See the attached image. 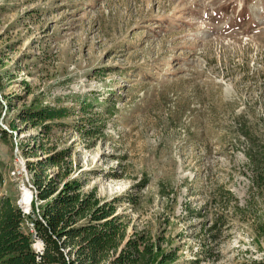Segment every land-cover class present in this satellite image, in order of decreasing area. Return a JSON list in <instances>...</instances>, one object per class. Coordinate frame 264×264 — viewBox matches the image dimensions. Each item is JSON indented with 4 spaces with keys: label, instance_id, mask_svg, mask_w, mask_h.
<instances>
[{
    "label": "rangeland",
    "instance_id": "374dc122",
    "mask_svg": "<svg viewBox=\"0 0 264 264\" xmlns=\"http://www.w3.org/2000/svg\"><path fill=\"white\" fill-rule=\"evenodd\" d=\"M43 105L70 115L23 117ZM241 130L264 143V0H0V198L19 207L27 162L66 149L127 236L176 264H253L264 184Z\"/></svg>",
    "mask_w": 264,
    "mask_h": 264
},
{
    "label": "trees",
    "instance_id": "16d2710c",
    "mask_svg": "<svg viewBox=\"0 0 264 264\" xmlns=\"http://www.w3.org/2000/svg\"><path fill=\"white\" fill-rule=\"evenodd\" d=\"M69 115V107L43 105L30 107L23 117L50 130L63 125L58 120ZM78 131L90 133L84 127ZM241 132L250 142L247 156L253 177L263 185L264 143L257 145L248 132ZM35 153L33 147L25 152L27 157ZM69 155L66 149H54L27 162L34 187L30 227L9 197L0 198V264H176L174 254L160 244L141 235L127 236V223L116 213L115 204L99 198L94 188L84 191L81 180L70 176ZM36 239L42 242L41 252L33 247Z\"/></svg>",
    "mask_w": 264,
    "mask_h": 264
},
{
    "label": "bare ground",
    "instance_id": "6f19581e",
    "mask_svg": "<svg viewBox=\"0 0 264 264\" xmlns=\"http://www.w3.org/2000/svg\"><path fill=\"white\" fill-rule=\"evenodd\" d=\"M29 196H30V193H29L28 190L23 191V193H22V199H21V202H20L21 207L23 206L24 208H26L27 205L30 204ZM33 247H34V249L35 248L36 249L39 248L40 247V242H38L35 245H33Z\"/></svg>",
    "mask_w": 264,
    "mask_h": 264
},
{
    "label": "built area",
    "instance_id": "2783aa9c",
    "mask_svg": "<svg viewBox=\"0 0 264 264\" xmlns=\"http://www.w3.org/2000/svg\"><path fill=\"white\" fill-rule=\"evenodd\" d=\"M14 172H12V174H13ZM3 181V180H2ZM1 185V184H0ZM32 187V190L30 191L31 193L33 192V190H34V187L33 186H31ZM26 188H25V186L22 188V191H24ZM31 200H32V194H31V198H30V203H31ZM19 207L22 209V212H25V210H23V208L21 207V205H20V201H19ZM37 241V240H36ZM40 241V240H39ZM33 245H34V243H33ZM35 250L36 251H38V252H41V246L39 247V248H35Z\"/></svg>",
    "mask_w": 264,
    "mask_h": 264
},
{
    "label": "water",
    "instance_id": "95a60500",
    "mask_svg": "<svg viewBox=\"0 0 264 264\" xmlns=\"http://www.w3.org/2000/svg\"><path fill=\"white\" fill-rule=\"evenodd\" d=\"M40 246H41V249H42V242L40 241Z\"/></svg>",
    "mask_w": 264,
    "mask_h": 264
}]
</instances>
